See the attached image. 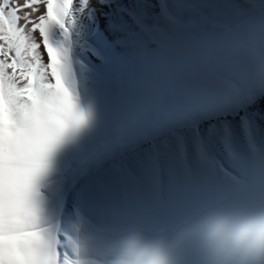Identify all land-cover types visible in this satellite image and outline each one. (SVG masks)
Masks as SVG:
<instances>
[{"label": "snow or ice", "instance_id": "snow-or-ice-1", "mask_svg": "<svg viewBox=\"0 0 264 264\" xmlns=\"http://www.w3.org/2000/svg\"><path fill=\"white\" fill-rule=\"evenodd\" d=\"M108 98L125 112L96 143ZM193 102L242 113L248 145L235 152L220 121L238 176L227 189L206 173L190 177L240 217L214 228L206 264H264V140L257 147L251 135L264 130V0H0V264H86L64 221L108 226L119 173L143 179L126 160L141 164L149 150L155 159V140L131 134ZM205 119L160 143L182 155ZM121 264L173 258L131 247Z\"/></svg>", "mask_w": 264, "mask_h": 264}, {"label": "rangeland", "instance_id": "rangeland-1", "mask_svg": "<svg viewBox=\"0 0 264 264\" xmlns=\"http://www.w3.org/2000/svg\"><path fill=\"white\" fill-rule=\"evenodd\" d=\"M125 108L119 99L104 100L101 124L94 136L96 143L114 133ZM240 115L219 113L193 102L159 126H139L130 140L132 143L155 140V159L149 150L141 154V164L132 158L126 160L131 173L142 175L143 179L133 182L127 173H119L123 188L113 194L112 222L102 228L86 225L73 228L74 222L64 221L65 230L72 231L78 239L86 264H121L131 247L160 250L173 258V264H206L214 228L222 222H237L240 217L233 214L232 205L190 177L206 173L219 178L220 187H232L227 177L238 176V164L221 142L224 130L219 122L228 126L233 150L246 152V130ZM201 117L207 119L199 129V142L194 136L186 139L182 155L174 141L160 143L171 131H183L189 120ZM209 123L217 125L212 133L208 131ZM251 135L260 147L264 130L253 129Z\"/></svg>", "mask_w": 264, "mask_h": 264}, {"label": "bare ground", "instance_id": "bare-ground-1", "mask_svg": "<svg viewBox=\"0 0 264 264\" xmlns=\"http://www.w3.org/2000/svg\"><path fill=\"white\" fill-rule=\"evenodd\" d=\"M104 140V137L99 140V143H102Z\"/></svg>", "mask_w": 264, "mask_h": 264}]
</instances>
